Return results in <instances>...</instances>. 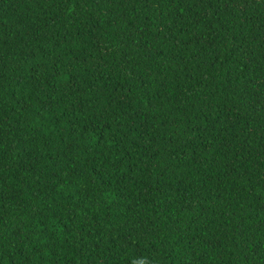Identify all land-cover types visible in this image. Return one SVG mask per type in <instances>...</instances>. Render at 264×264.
<instances>
[{
  "label": "trees",
  "instance_id": "trees-1",
  "mask_svg": "<svg viewBox=\"0 0 264 264\" xmlns=\"http://www.w3.org/2000/svg\"><path fill=\"white\" fill-rule=\"evenodd\" d=\"M0 264H264V0H0Z\"/></svg>",
  "mask_w": 264,
  "mask_h": 264
}]
</instances>
